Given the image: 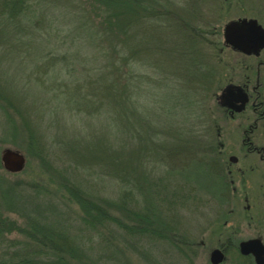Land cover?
I'll use <instances>...</instances> for the list:
<instances>
[{"label": "rangeland", "instance_id": "rangeland-1", "mask_svg": "<svg viewBox=\"0 0 264 264\" xmlns=\"http://www.w3.org/2000/svg\"><path fill=\"white\" fill-rule=\"evenodd\" d=\"M146 1V7L157 12L153 19L162 29L157 31L153 24L148 23L149 25L145 24L146 27L141 29L142 33L134 32L132 42L142 48V54L135 55L131 61L130 59L125 61V58H129L128 51L125 52L118 67L123 68L125 73L133 75V79L137 77L143 81H168L171 88L160 89L156 94L146 93V98L159 102L152 105L156 109L155 116H146L150 119L151 130L158 133L157 137L151 133V139L131 138L123 142L128 147L127 151L122 153V156H126L127 162L124 163H129L126 166L138 174L142 181L147 176L154 179L163 176L165 165L174 161L177 165L178 156L182 153L176 151L171 156L170 151L167 153V149L179 145L180 139L173 138V135L164 136V133L167 128L174 129L177 126L180 128L185 112L179 109L175 113H168L161 107L164 106V102L173 99L172 96L177 89L175 83L185 81L184 73L190 71L184 66H178L173 70L177 58L172 61L173 54L167 52V48H171V31L178 28L181 30L178 20L182 23L184 19L193 24L196 22V25L203 29L207 37L205 41L203 40V48L209 54V58H212L218 77L224 74L221 62L231 63L236 57L231 49L232 44H235L232 36L236 34L233 23H238L236 22L238 18H251L264 24L263 0ZM27 3L29 10L26 15L11 26L5 25L4 31H0V93H8L16 106L8 109L0 99V156L3 150L13 149L24 154L27 159L25 169L16 174L6 171L0 163V219H2L0 228L3 229L0 232V259H22L31 250L29 247L31 242L25 237L24 229L28 220L36 219L45 225L64 229L78 239L85 255L69 264H192L188 254L183 255L187 251L180 252V249L175 248L171 242L150 235L128 236L114 224L101 228L100 231L90 230L84 225L79 208L65 196L61 187L63 179L69 180L101 200L119 201L120 179L124 174L116 169L108 170L102 166L97 154L95 156L93 150L100 152V146L105 139L104 128L102 129L98 123L81 124L77 120L68 119L62 102L54 100L50 92L44 94L37 81L47 80L46 77L41 80L39 78L43 76V65H47L48 62L58 66L56 69L60 71L61 80L78 78L83 81L91 72V68L97 67L98 64L104 65L102 56L104 50L108 54H113L109 43L113 33L101 27L105 22V16L98 12L99 3L96 0H27ZM104 9L106 10L105 7ZM158 11L161 12L158 14ZM177 11L180 12L179 17ZM145 20L150 19L147 17ZM92 26L99 30V34ZM227 28L229 31L226 33ZM118 36L122 37L123 34L119 33ZM221 41H224V44H221ZM120 49V46L117 47V51ZM138 49L134 48L136 52ZM85 68L86 73L83 72ZM192 73L189 75L193 77ZM190 78L188 77V81ZM55 106L60 108L56 111ZM171 107L174 105L168 108ZM208 108L212 112V121H209L211 114L208 113ZM6 112L13 115L19 125L27 121L31 127L33 126L32 129L41 130L46 143L43 155L30 152L33 150L23 128L16 129L12 123H7ZM201 115L203 123L199 129L202 128V132L195 136L196 140L200 141L198 150L208 155H216L218 140L214 125L218 119L219 123L223 124L221 111L211 99L205 107V113ZM232 130L234 129L228 128L224 141L242 161L234 170L245 171L242 175L238 171L232 174L237 192L239 191L234 200L230 192L225 196L222 194L220 181L211 174L206 164L201 165L197 162L195 164L194 160H191L183 172H176V175L166 179L165 183L169 191L174 189L181 178L196 185L200 194L204 196L203 206L197 210L193 207L167 208L168 205L165 207L158 202L156 204L160 207L155 204L151 209L153 211H150V222L156 224V227L167 226L169 223L178 225L179 239L183 240V243L195 245L204 240L205 247L199 251L201 262L208 253L207 248L214 246L219 237H224L217 227L218 219L230 217L232 221L230 225H239V217L245 204L240 188L247 186L249 190L260 189L259 185L255 184L257 170L251 169L255 163L262 167L253 155L245 156L244 152H240L242 135ZM191 140L193 133L188 136V141ZM263 140L264 132L257 141L261 143ZM111 146L115 154L120 156V144L115 143ZM108 158L111 159L110 154ZM248 168L251 172H246ZM144 185L145 183L143 187ZM4 192L14 196L15 203L8 206L4 201ZM146 194L152 198L149 193ZM223 198L228 200L225 205L220 202ZM139 199L145 204L144 198ZM108 208L114 215L124 216L116 210L118 209L116 206ZM232 210H235L233 217L229 214ZM168 226L174 227L171 224ZM182 246L189 251L186 245ZM189 248L191 249L190 246ZM41 260L38 261L40 264H46L45 260L44 263ZM196 261L194 260L195 264L201 263Z\"/></svg>", "mask_w": 264, "mask_h": 264}, {"label": "trees", "instance_id": "trees-1", "mask_svg": "<svg viewBox=\"0 0 264 264\" xmlns=\"http://www.w3.org/2000/svg\"><path fill=\"white\" fill-rule=\"evenodd\" d=\"M96 1L99 3L98 12L105 16V22L101 24V27L109 29L113 33L110 41L107 40L111 44L113 54H108L104 50V55H102L104 65L98 64L97 67L91 68L90 73L93 76L89 73L83 81L78 78L66 81L61 80L59 77L60 71L56 69L58 66L48 62L47 65H43L42 75L44 77L40 76L39 78L41 80V78L46 77L47 80L37 81V83L40 84L39 87L44 94L50 92L54 100L62 102V105L66 108L64 113L69 116L67 117L68 119L77 120L81 124L82 122L87 124L98 123L102 129L104 128L103 135L105 137H103L105 139L102 143L103 145L100 146V152L96 149L93 151L95 156L97 154L102 166L108 170L116 169L119 173L124 174L123 178L120 179V200H101L90 194V192L80 189L78 185L72 184L67 179H63L61 187L63 192H65V196L79 208L83 215V223L90 230L100 231L101 228L114 224L126 232L128 236L144 237L145 235H150L162 241L171 242L175 248L180 249V252L183 253L186 250L188 253L189 251L182 245H186L190 249L189 246L192 244L183 243L184 241L179 239L178 232L180 227L178 229V225L173 223H169L174 226L173 228L169 227V224L156 227V224L150 222V211L158 202L165 207L168 205L167 208L176 206L178 208L185 207L186 209L191 207L192 209L193 207L197 210L203 206L204 196L200 194L196 185H192L184 178H181L175 184L174 189L169 191L165 183V180L174 177L176 172H183L193 160L195 164L196 162L201 165L206 164L211 170V174L221 184L223 183L218 171L214 169L215 165L211 157L205 152L198 150L200 141L195 138L199 134L198 132H202V128L199 129L203 123L201 114L205 113V107L208 106L210 100L208 98L212 85L210 79L213 78L215 71L213 61H211L212 58H209V54L203 48V40L207 37L204 35L203 29L196 25V22L193 24L186 19L183 20V23L178 20V26L180 25L181 30L178 28L171 31V48H167V52L168 54H173V58L171 57L172 61L177 58L174 61L177 64L172 69L184 66L185 69L188 68L190 71L184 73L185 81H177L175 83V88L177 89L172 96L173 99H170L167 103L164 102V106L161 107L168 113H175L179 109L185 112L180 128L178 126L174 129L167 128L164 133V136L173 135V138L179 137L180 139L179 145L175 148L173 146L171 149H167V153L170 151V156L174 155L176 151H182V153L180 158V155L178 156L177 165L174 160H172L174 161L173 163L165 165V174L163 176L157 179L147 176L142 181L138 174H135L133 170L127 167L129 163H124L127 161L125 159L126 156H122V153H125L128 147L123 142L131 138L139 140L151 139V133L157 137L158 133L155 130H151L150 119H147L146 116H155L156 109L152 105L159 102L146 98V93L156 94L158 90H165V88L170 87V83L168 81H143L137 77L133 79V75L125 73L123 68L118 66L120 58L125 52L128 51L129 55V58L124 59L125 61H127L126 59L131 61L135 55L139 56V54H142V48L135 46L132 42L134 32L140 31L142 33L141 29L145 28V24L148 23L153 24L157 31L162 28L153 19L157 12L146 7V0ZM28 10L27 0H0V31H4L5 25L11 26L19 18L24 17ZM159 12L161 11H158V14ZM177 12L179 17L180 12ZM147 17L150 20H145ZM93 29L99 34L98 29L94 27ZM119 33L123 34V36H118ZM207 43L210 45L208 39ZM119 46L121 49L117 51ZM134 48L136 50L139 49L136 52ZM99 66L102 67L99 68ZM83 72L86 73V68L83 69ZM190 72L194 73H192L193 77L189 75ZM188 77H191L189 81ZM5 89L8 88L5 87ZM0 99L6 108L16 107L14 105L15 102L11 97L9 98L8 93H0ZM44 99L46 98L44 97ZM170 105H174V107L168 108ZM175 107L177 109L173 110ZM58 108L60 107L55 106L56 111ZM6 113L7 123H12L16 129L23 128L22 130L27 136L30 148L33 150L30 152H37V154L43 155L45 153L44 144L46 145V143L41 130L32 129L33 126L31 127L27 121L25 123L21 121L22 123L19 125L13 115ZM193 116H196V118H193ZM191 133H193V140L188 141V136ZM160 135L162 136L161 133ZM115 143L120 144V156L115 154L114 148L111 146V144L115 145ZM190 143L192 144L188 147ZM109 154L112 160L108 158ZM111 174L113 175V173ZM146 193H149L152 198ZM3 197L8 206L15 203L16 198H13L14 196L7 195L4 192ZM139 197L145 199V204ZM108 206H116L118 208L116 210L124 216L114 215L110 212ZM156 206L160 207L158 204ZM1 222L2 219H0ZM1 230L3 229L0 228V232ZM24 230L25 237L32 243V245L30 243L29 247L33 252L30 250L22 259H0V264H40L38 262L40 259H42V263L45 260L46 264H69V262L79 260L85 255L78 239L64 229L54 228L41 223L39 220L30 219ZM179 243H182V245H179ZM187 253H183V255L185 256Z\"/></svg>", "mask_w": 264, "mask_h": 264}, {"label": "flooded vegetation", "instance_id": "flooded-vegetation-1", "mask_svg": "<svg viewBox=\"0 0 264 264\" xmlns=\"http://www.w3.org/2000/svg\"><path fill=\"white\" fill-rule=\"evenodd\" d=\"M254 20L264 29V24ZM254 20L238 18V23H234L237 28L234 29L236 34L232 36L235 41L231 48L232 54L236 56L234 62H221L223 76L218 77L214 71V76L210 79L212 85L208 98L213 99L221 111L223 124L219 123V119L215 122L217 154L209 156L223 181L222 194L225 196L230 192L234 200L239 191L237 192L232 174L238 171L242 175L245 171L234 170L242 161L224 141L228 128H233L232 131L242 135L240 152H244L245 156L253 155L262 167H258L256 163V167H251L252 171L257 170L255 184H258L260 189L249 190L247 186L240 188L245 204L239 217V225H230V217L218 219L217 227L224 237H219L214 246L207 248L208 253L203 262L200 261L199 251L205 247L206 242L203 240L200 244L190 245L191 249L187 254L192 264H195L194 260L201 262L200 264H264V140L261 143L257 141L264 132V45L260 31L253 26ZM228 31L226 29V33ZM220 43L224 44V41ZM208 113L211 114L209 121H212L213 116L209 108ZM251 170L248 168L246 172ZM220 202L225 205L228 200L223 198ZM233 212L235 210L229 212L232 217ZM216 252H220L221 258L214 256Z\"/></svg>", "mask_w": 264, "mask_h": 264}, {"label": "water", "instance_id": "water-1", "mask_svg": "<svg viewBox=\"0 0 264 264\" xmlns=\"http://www.w3.org/2000/svg\"><path fill=\"white\" fill-rule=\"evenodd\" d=\"M252 22L253 26L256 27L258 31H260L261 42L264 45V29L262 28V26L258 25L257 21L254 20ZM0 163L3 165L6 171L16 174L22 172L25 169L27 165V159L25 155L19 151L13 149H5L0 156ZM214 256H219L221 258L220 252H216ZM221 260L222 259H220V261Z\"/></svg>", "mask_w": 264, "mask_h": 264}]
</instances>
